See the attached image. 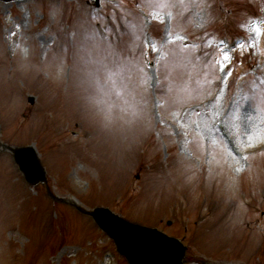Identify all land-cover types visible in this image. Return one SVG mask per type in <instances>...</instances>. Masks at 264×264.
<instances>
[{"label": "rangeland", "instance_id": "374dc122", "mask_svg": "<svg viewBox=\"0 0 264 264\" xmlns=\"http://www.w3.org/2000/svg\"><path fill=\"white\" fill-rule=\"evenodd\" d=\"M148 2L139 0V7L154 13ZM189 2L190 19L181 18L186 8L172 9L171 25L177 32L184 29L186 43L207 51L206 59H221L223 53L216 50L221 39L229 46L244 44V54L233 47L231 65L224 70L232 75L223 112L264 80V0H212L218 21L209 19L207 7L197 6L202 0ZM137 3L100 0L96 8L86 0L0 1V264H128L113 240L80 216L75 204L109 206L133 222L178 234L189 251L215 264L264 262V142L256 139L264 137V115H254L248 134L255 146L244 152L250 159L237 165L222 155L212 159L198 145L186 148L172 110L157 108L159 115H150L151 104L143 114L147 127L138 123L128 130L119 120L110 129L102 127L81 83L84 72L79 66L74 71L64 37L71 39L87 26L89 12L99 13L91 22L98 20L101 28L121 24L120 6L135 12ZM169 30L165 15L164 24H150L148 35L159 46ZM125 40L137 50L138 40ZM156 101L162 103L159 93ZM180 118L188 119L184 112ZM74 124H80L77 136L71 134ZM30 144L47 169L51 190L65 199L57 202V221L45 186L28 187L8 148ZM252 202L258 211L249 206ZM12 229L17 234L11 238Z\"/></svg>", "mask_w": 264, "mask_h": 264}, {"label": "snow or ice", "instance_id": "6c2138e0", "mask_svg": "<svg viewBox=\"0 0 264 264\" xmlns=\"http://www.w3.org/2000/svg\"><path fill=\"white\" fill-rule=\"evenodd\" d=\"M197 6L201 10L207 7L208 16L215 19L212 0H202ZM120 7L121 24H106L101 28L98 20L91 22L99 13L89 12L87 26L82 25L71 39L64 37L67 45L64 50L73 55L74 71L79 66L84 72L81 83L89 92L102 127L110 129L116 120L128 130H136L138 123L147 127L143 114L151 104L156 116L159 115L155 112L157 108L172 110L182 129L180 134L186 138V148L198 145L212 159L222 155L237 165L241 159L249 160L244 152L255 145L254 137L248 132L255 124L254 115H264V80L258 89L252 88L249 93L231 100L228 108L221 111L227 78L232 75L231 71L224 70L231 65L233 47L244 54V44L229 46L221 39L216 46V50L223 53L221 59H206L207 51L202 53L200 45L186 43V37L181 34L184 29L177 32L171 25L176 19L172 9L186 8L187 12L180 13L181 18L190 19L192 4L189 0H149L147 7L155 9L154 13L139 7V0L135 12L125 11L123 5ZM165 15L170 21V30L165 41L157 46L149 38V25L153 21L164 24ZM253 27L257 34L261 33L259 23ZM126 36L139 41L137 50L127 44ZM217 71L221 74L217 75ZM157 93L162 103L156 101ZM181 112L188 119L180 118ZM241 128L245 130L243 134L239 131ZM189 136L192 139H188ZM256 139L264 142V137ZM235 171L240 173L244 169L236 167Z\"/></svg>", "mask_w": 264, "mask_h": 264}, {"label": "water", "instance_id": "95a60500", "mask_svg": "<svg viewBox=\"0 0 264 264\" xmlns=\"http://www.w3.org/2000/svg\"><path fill=\"white\" fill-rule=\"evenodd\" d=\"M13 151L29 182L35 184L43 181L45 172L34 147L14 148ZM112 217L113 221L109 223L111 227L106 229L135 264H183L185 248L174 240L170 241L155 231L128 223L118 216Z\"/></svg>", "mask_w": 264, "mask_h": 264}]
</instances>
